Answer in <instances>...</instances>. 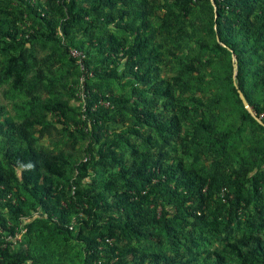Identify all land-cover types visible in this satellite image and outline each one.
<instances>
[{
  "label": "trees",
  "instance_id": "16d2710c",
  "mask_svg": "<svg viewBox=\"0 0 264 264\" xmlns=\"http://www.w3.org/2000/svg\"><path fill=\"white\" fill-rule=\"evenodd\" d=\"M0 90V264H264V0H0Z\"/></svg>",
  "mask_w": 264,
  "mask_h": 264
},
{
  "label": "water",
  "instance_id": "95a60500",
  "mask_svg": "<svg viewBox=\"0 0 264 264\" xmlns=\"http://www.w3.org/2000/svg\"><path fill=\"white\" fill-rule=\"evenodd\" d=\"M214 4V3H213ZM215 5V4H214ZM235 67H236V70H235V77L237 76V63H235ZM240 93V97H241V99H242V101H243V104H244V106H245V108L247 109V111L255 118V119H257V121L260 123V124H262V125H264L259 119H258V117L256 116V114H255V111L253 110V108L251 107V105L249 104V102L247 101V99L245 98V96H244V94L240 91L239 92Z\"/></svg>",
  "mask_w": 264,
  "mask_h": 264
},
{
  "label": "built area",
  "instance_id": "2783aa9c",
  "mask_svg": "<svg viewBox=\"0 0 264 264\" xmlns=\"http://www.w3.org/2000/svg\"><path fill=\"white\" fill-rule=\"evenodd\" d=\"M72 55L74 56V57H76V58H78V57H80V53L78 52V51H72ZM84 80V78H82V81ZM256 114V116L258 117V119L262 122V123H264V111H262L260 114H257V113H255Z\"/></svg>",
  "mask_w": 264,
  "mask_h": 264
},
{
  "label": "rangeland",
  "instance_id": "374dc122",
  "mask_svg": "<svg viewBox=\"0 0 264 264\" xmlns=\"http://www.w3.org/2000/svg\"><path fill=\"white\" fill-rule=\"evenodd\" d=\"M1 94H2V90H0V97H1ZM2 98V97H1ZM3 100V99H2ZM5 103H7L6 101H4ZM10 109V108H9ZM44 143H49V141L45 140ZM21 238H23V236H19L17 239L20 240Z\"/></svg>",
  "mask_w": 264,
  "mask_h": 264
}]
</instances>
